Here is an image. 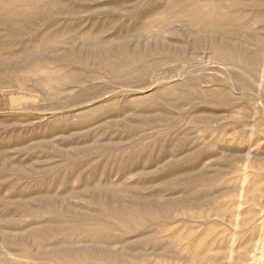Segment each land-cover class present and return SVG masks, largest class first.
I'll use <instances>...</instances> for the list:
<instances>
[{
    "label": "rangeland",
    "instance_id": "1",
    "mask_svg": "<svg viewBox=\"0 0 264 264\" xmlns=\"http://www.w3.org/2000/svg\"><path fill=\"white\" fill-rule=\"evenodd\" d=\"M201 234L264 264V0H0V264Z\"/></svg>",
    "mask_w": 264,
    "mask_h": 264
},
{
    "label": "bare ground",
    "instance_id": "2",
    "mask_svg": "<svg viewBox=\"0 0 264 264\" xmlns=\"http://www.w3.org/2000/svg\"><path fill=\"white\" fill-rule=\"evenodd\" d=\"M216 20L219 21L221 19V15H219L218 12H216ZM214 43H216V48L220 52L223 49V44L221 43L220 40H215ZM246 195L251 194L250 190L248 192L246 191ZM218 209L221 211L229 212L230 211V206L227 203H220L218 204ZM210 235H179L177 237V241L179 242V246L182 248L183 251H186L189 256H193L190 258V260L186 261V264H220L222 260V256L219 252L215 253V256L211 258H206V256L200 255L199 258H197L193 251L196 249L202 250V252L207 251L208 249L212 248L215 244L212 239H210ZM218 238H216L217 240ZM215 240V241H216ZM249 241V239H248ZM217 248L222 249L224 248L222 245H215ZM240 247L245 248V246L241 245ZM246 253H241L238 258L236 259L238 263H243L246 260ZM256 257V256H255Z\"/></svg>",
    "mask_w": 264,
    "mask_h": 264
}]
</instances>
